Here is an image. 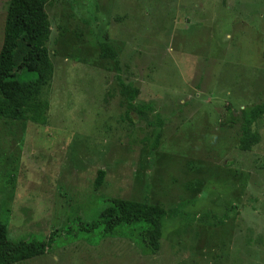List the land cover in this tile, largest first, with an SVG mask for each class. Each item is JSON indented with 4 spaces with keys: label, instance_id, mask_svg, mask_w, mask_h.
Returning <instances> with one entry per match:
<instances>
[{
    "label": "rangeland",
    "instance_id": "obj_1",
    "mask_svg": "<svg viewBox=\"0 0 264 264\" xmlns=\"http://www.w3.org/2000/svg\"><path fill=\"white\" fill-rule=\"evenodd\" d=\"M45 11V123L0 116V218L11 240L48 243L16 264H264V0ZM113 198L166 211L157 250L143 226L103 230Z\"/></svg>",
    "mask_w": 264,
    "mask_h": 264
},
{
    "label": "trees",
    "instance_id": "obj_2",
    "mask_svg": "<svg viewBox=\"0 0 264 264\" xmlns=\"http://www.w3.org/2000/svg\"><path fill=\"white\" fill-rule=\"evenodd\" d=\"M51 0H8L0 49V116L45 123L48 102L39 100L48 83L53 64L45 42L49 35L46 5ZM107 52V51H106ZM264 115V105L261 109ZM250 116V110L247 112ZM259 142L256 132L247 131L239 146L249 150ZM106 171L98 169L94 189L101 187ZM166 211L158 205L113 198L98 216L106 233L121 225H140L151 249H158L161 223ZM48 243L13 241L0 218V264H16L42 255Z\"/></svg>",
    "mask_w": 264,
    "mask_h": 264
}]
</instances>
